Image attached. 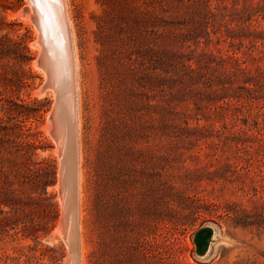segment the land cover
<instances>
[{
	"label": "rangeland",
	"instance_id": "374dc122",
	"mask_svg": "<svg viewBox=\"0 0 264 264\" xmlns=\"http://www.w3.org/2000/svg\"><path fill=\"white\" fill-rule=\"evenodd\" d=\"M65 1L77 56L80 264H264V0ZM31 4L0 0V161L9 169H0V256L25 264L39 241L38 255L62 247L60 264H71L58 227L62 158L48 128L58 93L38 62ZM129 68L150 96L129 97ZM12 101L22 102L17 117ZM21 135L43 142L21 157L7 140ZM46 157L58 218L45 229L34 224L50 201L23 166ZM204 226L215 241L199 256ZM44 252L51 262L56 253Z\"/></svg>",
	"mask_w": 264,
	"mask_h": 264
},
{
	"label": "bare ground",
	"instance_id": "6f19581e",
	"mask_svg": "<svg viewBox=\"0 0 264 264\" xmlns=\"http://www.w3.org/2000/svg\"><path fill=\"white\" fill-rule=\"evenodd\" d=\"M31 1V5L33 6L29 5L28 8H30V10L28 13H30V17L32 18V20L35 21L36 24H38V26L40 27V38L43 45V52H41L42 55L39 56L38 62L39 65L42 66V68H44L50 74V81L47 80V85L52 86L55 90H57L58 93V100L55 103V114L53 117L49 115L51 121L49 122L50 124L48 128L51 133L52 130L56 131L60 140L63 141V143H68V145L66 146L69 159L66 158L65 163L72 170L76 169V172L74 173V178L76 180L78 179L79 181L80 172L78 171V161H74V156L77 155V153L73 148L74 144L77 145V135L75 132L76 127L75 130H73L74 125L76 123L75 116L77 107H75V89H78L77 85L74 86L73 77L75 76L77 69V56L75 47L71 40V25L68 17L67 4L65 0H43V2H38V0ZM58 152L63 162L64 154L60 150V148ZM71 180L73 185V173L71 175ZM56 186L59 189L60 199L63 206V214L60 219V226H58L61 230L62 221L65 220L67 223L71 224L73 219L79 220V212L78 214H74L72 212L66 213L65 215V212H67V203L66 199L64 198L66 191L61 188L59 183ZM76 192L79 197V182ZM77 228L80 236L81 233L79 224L77 225ZM62 235L64 236V233ZM64 239L70 246L69 237L64 236ZM80 244L83 246L81 238Z\"/></svg>",
	"mask_w": 264,
	"mask_h": 264
},
{
	"label": "trees",
	"instance_id": "16d2710c",
	"mask_svg": "<svg viewBox=\"0 0 264 264\" xmlns=\"http://www.w3.org/2000/svg\"><path fill=\"white\" fill-rule=\"evenodd\" d=\"M125 71H126L125 75L128 77V79L125 81L126 82L125 86L128 87L132 92L129 95L131 99H134V97H137L138 94H141V92L148 96L151 95V92H153L151 91V89H145L146 86L139 85V82L137 81V79H133L131 77V74H132L131 68ZM5 74L6 73H4L3 75L4 78H8L9 74H6V75ZM152 90H154V88ZM19 108H22V102L12 101L10 103L8 111L9 113H14L15 114L14 117H17V115L21 114L19 113V111H17ZM7 140H9L10 149H14L13 145L15 144L16 152H18V155L21 157H22V147H24L27 150L29 147L36 146L38 145V143L43 142V139L41 138H37L33 140L29 138L28 135L24 139H22V135H21L18 137V139H13V138L8 137ZM26 159L27 160L23 166L26 178L28 180H31V182H33L36 191L39 190L40 186L43 188L39 196L40 198L50 201L48 203L49 207H47V214H42L43 218L40 219V223H38L37 225L34 224V228L41 226L43 228L45 227L46 229L51 218H53L52 219L53 225L56 223V220L58 218L57 203L56 201H54L55 195L48 192L47 190L48 186L53 184L56 179L55 161L54 159L47 158V157L40 162H35V161L32 162V161H28V158ZM21 164H22V161H21ZM4 168H5V163L3 161H0V169H2L4 172L9 170V169H4ZM38 244H40L39 241L36 242V246H38ZM36 246L35 247L30 246L31 247L30 250L32 251V254L27 255L28 257L26 258L25 264H51V262L53 264H60L59 260L64 254L62 247H54V246L48 247L47 246L46 248H43V249L40 247L41 254L38 255L36 252L39 250V248H36ZM44 249H51L54 251V253H56L55 256L52 257L51 262L44 261V255L46 254L44 252ZM0 264H22V262L20 261V259H18V257L3 255V256H0Z\"/></svg>",
	"mask_w": 264,
	"mask_h": 264
},
{
	"label": "water",
	"instance_id": "95a60500",
	"mask_svg": "<svg viewBox=\"0 0 264 264\" xmlns=\"http://www.w3.org/2000/svg\"><path fill=\"white\" fill-rule=\"evenodd\" d=\"M55 109L50 113V116L53 117ZM74 130V128H73ZM52 134L55 136L56 142L59 143V148L63 152V162L60 164L59 174L60 177L58 179V183L60 184L61 188H63L66 191L65 199L67 203V212L66 213H74L78 214L79 212V197L76 192V189L78 188V179L76 180L74 178V173L76 172V169L72 170L69 166L66 165L65 159H69V155L67 152V146L68 143H63V141L60 140L58 134L56 131L52 130ZM73 148L75 149L77 153V145H73ZM74 161H78L77 155L74 156ZM73 171V172H72ZM73 173V185L71 180V175ZM78 220L73 219L72 223L69 224L65 220L61 223V230L64 233L65 237H69L70 240V250L68 251V258L71 260V264H79L80 261V255H81V244H80V236L79 231L77 228ZM215 229L212 226H204L198 229L195 232L194 235V242L196 244V253L199 256H205L211 246V243L215 241ZM67 264V263H66Z\"/></svg>",
	"mask_w": 264,
	"mask_h": 264
},
{
	"label": "snow or ice",
	"instance_id": "6c2138e0",
	"mask_svg": "<svg viewBox=\"0 0 264 264\" xmlns=\"http://www.w3.org/2000/svg\"><path fill=\"white\" fill-rule=\"evenodd\" d=\"M38 2H43V0H38Z\"/></svg>",
	"mask_w": 264,
	"mask_h": 264
}]
</instances>
